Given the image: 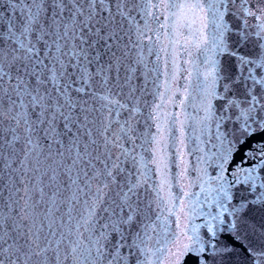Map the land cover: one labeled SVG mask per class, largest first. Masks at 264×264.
<instances>
[{
  "label": "snow or ice",
  "instance_id": "snow-or-ice-1",
  "mask_svg": "<svg viewBox=\"0 0 264 264\" xmlns=\"http://www.w3.org/2000/svg\"><path fill=\"white\" fill-rule=\"evenodd\" d=\"M0 264H264V0H0Z\"/></svg>",
  "mask_w": 264,
  "mask_h": 264
}]
</instances>
